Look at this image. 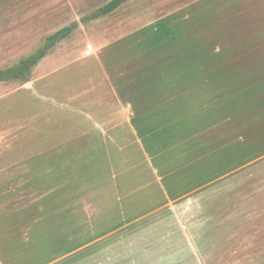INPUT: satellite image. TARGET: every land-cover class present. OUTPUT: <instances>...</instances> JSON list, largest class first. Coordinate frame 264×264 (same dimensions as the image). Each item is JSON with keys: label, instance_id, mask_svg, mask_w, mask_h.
<instances>
[{"label": "rangeland", "instance_id": "rangeland-1", "mask_svg": "<svg viewBox=\"0 0 264 264\" xmlns=\"http://www.w3.org/2000/svg\"><path fill=\"white\" fill-rule=\"evenodd\" d=\"M109 1L0 0L1 70L14 66L21 58L43 47L47 38L64 26L78 22L72 34L58 42L39 62L31 78L33 87L45 90L49 104L60 110L65 134L78 138L76 146L82 147V151L86 150L84 147L88 150L105 147V154L102 151L97 156L81 158V227L76 223L79 193L69 189L65 195L60 191L27 192L16 207L11 205V214L0 217V235L5 228L3 222L12 218L21 221L22 218L19 223L23 222L30 238L24 243L25 238L18 235L19 246L12 252L21 253L9 257V264H89L94 246L83 245L92 237L93 224L100 231L112 225L118 215L122 221L131 219L113 228L105 241L110 245L107 248L112 249L114 263L264 264L263 207L255 208L241 202L240 209L236 210L226 204L214 216L208 211L210 218L205 211L201 212V199L192 203L170 201L155 208L163 197L154 175L163 176L164 171L171 169L164 164L161 170L158 161L162 163L169 159V154L182 149L181 158L183 155L189 158L177 164L187 167L195 151L205 149L207 140H213L220 148L227 137H219L220 129L214 125L201 132V142L207 141L205 143L157 153L152 152L151 144L142 141L144 145L140 146L135 141L138 132L132 123V106L120 99L115 78L105 67L104 54L109 45L150 23L153 17H139L135 21V16L119 9L88 23L82 22L85 16ZM203 13V16L191 18L188 26L195 23L211 29L214 23L220 22V26L227 28L217 40L221 45L233 44L232 47L207 49L209 59L223 60L252 51L253 46L264 49V0H207ZM233 66L241 69L237 74L232 72L235 73L233 81L240 86L231 89L232 101L225 105L232 109L236 104L245 105L242 108L248 110L250 105L257 107L264 103V64ZM14 84L21 83L15 81ZM108 105L115 106L116 112L106 113L104 106ZM108 118L113 119L106 127L110 122L105 121ZM88 121L100 124L92 129ZM126 121L127 131L119 127L120 122L124 126ZM221 128L231 129L224 124ZM110 129H113L112 141L106 143ZM124 134L128 135L127 141H122ZM106 152L109 165H101V160L107 157ZM74 180L77 185V176ZM163 181L162 188L166 189L162 190L167 191L169 179ZM217 195L215 190L210 197L216 200ZM68 204L70 207L66 206ZM70 217L74 220H69ZM79 245L83 247L77 249Z\"/></svg>", "mask_w": 264, "mask_h": 264}, {"label": "crops", "instance_id": "crops-1", "mask_svg": "<svg viewBox=\"0 0 264 264\" xmlns=\"http://www.w3.org/2000/svg\"><path fill=\"white\" fill-rule=\"evenodd\" d=\"M206 1L127 0L116 10L120 9L126 11V15L135 16V21L140 19L139 17H153L150 23L138 27L132 32L152 24L153 32L161 29L164 31L167 28L169 46L172 48L205 49L206 53L201 55L199 62L222 65H263L264 49L258 50V46H253L252 51L228 56L223 60L209 59L210 52L207 49L232 47L233 44L221 45L217 40L219 34H224L227 28L220 26V22L219 24L214 23V27L211 29L195 23L188 26L191 18L203 16ZM213 39L217 41H213ZM15 81H20L21 84L16 86ZM234 86L237 88L240 84L236 82ZM263 104L261 102L257 107L250 105L248 110L242 108L245 105L242 107L234 105L231 118L224 119L223 123L218 125L219 137H227L224 141L222 140L223 144L221 143L223 151L203 153V156H200L199 168L189 169L180 175L178 170L182 167L177 163L189 157L183 155L182 159L179 152L173 155L169 154V159L163 160L162 163L158 161L161 170L164 164L171 169L164 171L166 173L163 176H157L152 171L155 174L157 186H161L158 187V190H161L163 197L161 203L155 208H161L170 201L177 203L185 200L192 203L201 199V212L203 214L205 211L208 218L214 216V213H218V210L226 204L233 206V209L236 207V210L240 209L241 202L255 208L258 206L264 208ZM104 109L106 113L116 112L113 105L104 106ZM112 119L105 120L110 121L106 127L110 126ZM94 122L88 121L89 128H98L100 123ZM223 124L231 129L223 130L221 128ZM119 125L127 131V121L124 126L121 122ZM112 130L109 131V137H106V143L112 141ZM65 131L60 110L57 106L49 104L48 93L45 90L33 87L32 78L25 82L13 79L0 80V217L4 214H11L13 207L11 205L16 207L27 192L45 194L60 191L65 195L64 193H68L66 191L69 189L79 193L76 202V223L81 227L82 153L79 146H76L78 138L66 136ZM121 138L122 141H127L128 135H121ZM136 140L140 146L143 144L138 133ZM229 149L230 151H226ZM76 176L78 178L77 185L74 183ZM35 177L40 178L35 179ZM160 179L161 181H159ZM168 179L167 191H163L162 189H166L162 188V185H165L163 180L168 181ZM215 190L218 192V198L212 200L210 194ZM73 204L75 205V202ZM66 206L70 207L69 204ZM208 211L211 212L210 216H208ZM72 215L74 216V214ZM71 219L74 220V217L69 218V220ZM20 220L23 219L20 218ZM21 221L12 218L10 221L3 222L5 228H2L0 235L1 264H9V257L20 255L21 252H12L19 246L17 240L19 234L20 237L25 238L24 243L30 239L23 222L19 223ZM88 224L91 225L90 219ZM92 229L90 241L83 245L94 246L89 254V264H119V262H112V249L107 248L109 244L105 242L111 234V229L108 230L105 226L104 229L97 231L95 224ZM77 234L79 241V231ZM21 240L23 243V239ZM98 245L101 247H97ZM83 246L79 245L77 249H81Z\"/></svg>", "mask_w": 264, "mask_h": 264}, {"label": "trees", "instance_id": "trees-1", "mask_svg": "<svg viewBox=\"0 0 264 264\" xmlns=\"http://www.w3.org/2000/svg\"><path fill=\"white\" fill-rule=\"evenodd\" d=\"M126 1L111 0L85 16L82 22L88 23L110 14ZM76 27L78 22L64 26L50 35L43 47L21 58L14 66L0 69V80L29 81L39 62ZM153 31L150 24L109 45L104 54L105 67L115 78L120 99L131 104L132 123L142 141L151 144L152 152L205 143L207 141L201 142V132L214 125L218 127L224 119L232 116V107L227 104L226 107L225 103L232 101L231 89L236 83L232 72L241 69L236 70L233 65L199 62L205 49L172 48L167 28ZM206 144L205 149L195 151L189 166L178 170L180 175L189 169L199 168L200 154L223 151V147L218 148L213 140ZM82 149V156L86 158L97 156L102 151L105 154L103 146ZM106 156L101 165H109L107 152ZM114 221L108 230L124 223L120 215Z\"/></svg>", "mask_w": 264, "mask_h": 264}]
</instances>
